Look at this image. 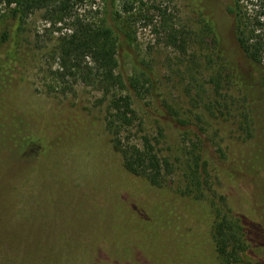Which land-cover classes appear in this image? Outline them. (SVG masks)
<instances>
[{
	"label": "rangeland",
	"instance_id": "rangeland-1",
	"mask_svg": "<svg viewBox=\"0 0 264 264\" xmlns=\"http://www.w3.org/2000/svg\"><path fill=\"white\" fill-rule=\"evenodd\" d=\"M229 3L233 0H70L73 16L96 21L115 9L121 18L108 16V23L129 29L131 43L121 37L118 47V71L127 79L134 69L144 70L151 79V95L139 97L130 89L128 94L144 120L143 130L158 138L160 154L172 165L161 188L122 169L104 129L100 92L81 84L67 94L46 87L48 39L59 36L63 24H53L43 10L19 19L0 7V75L6 76L0 78V171L9 168L10 141H29V161L14 160L9 171L31 188L30 199L19 204L14 185L4 186L0 257L12 254V264H219L211 225L212 203L221 197L251 230L257 225L264 230L263 198L236 170L246 151L264 145V66L235 62L245 79L241 83L253 85L250 98L257 99L254 104L249 98L254 129L252 137L244 138L236 130L239 117L227 114L223 93L215 91L214 65L205 45L193 37L201 9L220 26L221 48L233 51ZM238 3L246 38L264 37V0ZM3 32L7 37L1 42ZM166 105L178 115H168ZM194 132L202 138L197 149ZM196 153L207 163L200 199L179 190L191 171L187 159L194 160ZM162 198L172 199L181 216L176 248L169 243L153 247L139 216L131 212L130 203ZM249 254L247 264H264V250L251 247Z\"/></svg>",
	"mask_w": 264,
	"mask_h": 264
},
{
	"label": "trees",
	"instance_id": "trees-1",
	"mask_svg": "<svg viewBox=\"0 0 264 264\" xmlns=\"http://www.w3.org/2000/svg\"><path fill=\"white\" fill-rule=\"evenodd\" d=\"M239 1L233 0V3H229L226 7V12L233 20L232 38L236 41L233 42L234 53L227 52L224 46L221 48V41L223 44L224 38L220 26L216 25L211 16H205L201 9L196 13L200 17L199 30L193 37H198L200 44L205 45L207 55L214 65L213 70L217 79L214 81V87L219 95L223 93L222 107L229 116L235 119L239 117L236 121V130L247 138L252 137L254 129L255 110L250 107L252 102L249 103V98L255 95L252 93L255 87L242 84L245 79L241 80L242 75L236 70L235 62L242 60L244 64L264 66V37L254 35L246 38L245 25H242L238 18ZM1 6L9 8V14L14 18L21 19L34 11L43 10L53 24H63L57 28L61 31L60 35L48 39L51 45L46 49V72L49 77L46 87L49 91L67 94L72 92L76 85L81 84L100 92L101 100L105 102L104 129L112 150L120 157L122 169L134 177L143 179L149 187L161 188L165 184L166 176L171 173L172 165L160 154L158 138L151 137L143 130L144 120L133 107L132 97L130 93L128 94L130 89L139 97L151 95L152 83L148 71L134 69L133 74L127 79L118 71L117 52L121 37L129 44L132 40L129 29H126L127 25L108 23V16L118 20L121 18L120 13L113 9L109 15L106 13L96 21H90L70 13V0H0ZM49 26L55 27V25ZM52 32L50 30L49 35ZM6 37L7 33L3 32L1 42L5 41ZM5 61L8 63L9 59ZM5 77L0 75V78ZM238 80L240 85L242 84L241 87ZM250 99L254 100L255 104L257 99ZM218 105L221 106L220 103ZM165 109L171 117L178 115L169 105H166ZM230 112H233V115ZM178 122L183 124L182 121L178 120ZM193 136L195 138L193 143H196L193 147L197 149L198 144L202 143V138L196 132ZM10 142L13 151L6 156L7 167L10 168L11 162L21 158L29 161V152L26 151L29 150V141L14 138ZM255 147L256 150L245 152L247 156L236 170L246 182H252L257 187L259 196L264 201V145L258 143ZM187 160L188 169L190 168L191 171H187L189 174L187 173L186 178H183L179 190L181 195L200 199L206 190L204 187L207 181V163L201 153H196L194 160L191 157ZM9 168L0 171V199L5 198L4 186L14 185L18 203H24L30 199L31 188L26 180L18 182ZM244 171L247 173L244 174ZM17 182L18 185H15ZM174 203L172 199L164 200V198L149 200L147 204L130 203L132 214L136 213L139 216L140 226L148 232L149 242L155 248L168 243L172 244V247H177L174 245L176 242L174 236H180L183 229L181 216L177 214L179 209ZM212 205H214V221L211 225V238L218 263L252 262L249 257L250 248L264 250V230L258 225L251 230L240 216L232 212L225 203L224 197H221L220 202L213 201ZM125 211L127 213V208ZM8 242L12 241L8 240ZM0 258H2L1 262L6 264L14 262L12 254L6 253Z\"/></svg>",
	"mask_w": 264,
	"mask_h": 264
}]
</instances>
